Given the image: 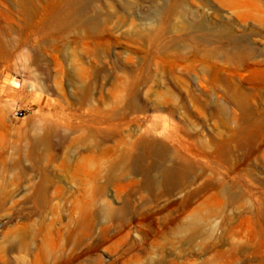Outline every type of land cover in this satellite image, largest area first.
Wrapping results in <instances>:
<instances>
[{"label":"rangeland","instance_id":"rangeland-1","mask_svg":"<svg viewBox=\"0 0 264 264\" xmlns=\"http://www.w3.org/2000/svg\"><path fill=\"white\" fill-rule=\"evenodd\" d=\"M0 264H264V0H0Z\"/></svg>","mask_w":264,"mask_h":264},{"label":"built area","instance_id":"built-area-1","mask_svg":"<svg viewBox=\"0 0 264 264\" xmlns=\"http://www.w3.org/2000/svg\"><path fill=\"white\" fill-rule=\"evenodd\" d=\"M14 117L20 119V118L23 117V115L21 113H19V112H15L14 113Z\"/></svg>","mask_w":264,"mask_h":264},{"label":"bare ground","instance_id":"bare-ground-1","mask_svg":"<svg viewBox=\"0 0 264 264\" xmlns=\"http://www.w3.org/2000/svg\"><path fill=\"white\" fill-rule=\"evenodd\" d=\"M158 167H159V165H158Z\"/></svg>","mask_w":264,"mask_h":264}]
</instances>
